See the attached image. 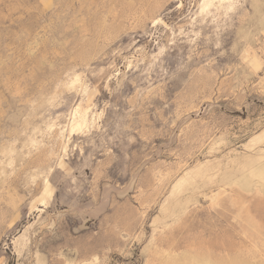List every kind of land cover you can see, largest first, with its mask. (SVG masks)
<instances>
[{
	"label": "rangeland",
	"instance_id": "rangeland-1",
	"mask_svg": "<svg viewBox=\"0 0 264 264\" xmlns=\"http://www.w3.org/2000/svg\"><path fill=\"white\" fill-rule=\"evenodd\" d=\"M0 264H264V0H0Z\"/></svg>",
	"mask_w": 264,
	"mask_h": 264
}]
</instances>
